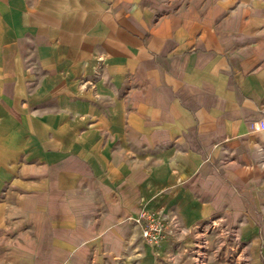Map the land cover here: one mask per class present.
Listing matches in <instances>:
<instances>
[{
    "label": "crops",
    "instance_id": "0c3cea01",
    "mask_svg": "<svg viewBox=\"0 0 264 264\" xmlns=\"http://www.w3.org/2000/svg\"><path fill=\"white\" fill-rule=\"evenodd\" d=\"M144 212L175 235L145 244ZM203 240L264 264V0H0V264Z\"/></svg>",
    "mask_w": 264,
    "mask_h": 264
},
{
    "label": "built area",
    "instance_id": "2783aa9c",
    "mask_svg": "<svg viewBox=\"0 0 264 264\" xmlns=\"http://www.w3.org/2000/svg\"><path fill=\"white\" fill-rule=\"evenodd\" d=\"M135 222L141 226L142 239L149 246H157L166 238L174 236L177 231L175 224L153 213L144 212ZM199 259L200 264H204L203 258Z\"/></svg>",
    "mask_w": 264,
    "mask_h": 264
},
{
    "label": "rangeland",
    "instance_id": "374dc122",
    "mask_svg": "<svg viewBox=\"0 0 264 264\" xmlns=\"http://www.w3.org/2000/svg\"><path fill=\"white\" fill-rule=\"evenodd\" d=\"M214 229L213 228H210V230ZM202 230H203V227H202ZM207 240H203L202 241V246L200 249V251H198V248H196V250L194 252L191 253V264H200V259L199 258H203L204 260V264H225V263H222L221 261H216L215 259L211 260L210 258V251H209V248L207 247ZM264 260V259H263ZM230 264V263H229Z\"/></svg>",
    "mask_w": 264,
    "mask_h": 264
}]
</instances>
